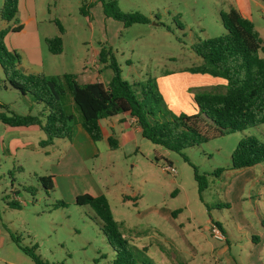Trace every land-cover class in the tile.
<instances>
[{
	"label": "rangeland",
	"instance_id": "374dc122",
	"mask_svg": "<svg viewBox=\"0 0 264 264\" xmlns=\"http://www.w3.org/2000/svg\"><path fill=\"white\" fill-rule=\"evenodd\" d=\"M103 1H116L122 12L141 13L151 23L125 28L106 18L98 0H19L17 23L0 16V31L11 29L4 40L7 51L16 52L26 67H37L29 59H38L41 73L58 75L93 69L95 51L111 48L128 83L150 81L157 88L167 119L198 114L194 100L198 93L225 91L224 83L210 81L223 80L190 69L202 64L193 50L199 41L226 34L220 15L235 7V0ZM91 4L90 16L83 15L81 8ZM250 4L257 25L264 24V3L251 0ZM2 7L0 0V11ZM56 20L65 29L60 56L52 55L45 44L47 37L60 35ZM15 27L21 31L14 32ZM107 65L101 64L100 72L105 83L113 76ZM17 94L0 67V104L22 114L41 115ZM157 118L163 120L159 113ZM1 133L2 125L0 264H35L24 247H36L47 264H114L116 249L121 248L109 244L96 213L77 205L68 192L48 195L38 182L49 175L57 159L31 152L16 155L3 147ZM248 136L264 142V125L182 153L143 137L140 149L127 145L112 150L107 142L96 143L101 156L87 160L84 167L105 191L136 264L190 262L193 255L200 264H264V165L231 169L237 144ZM185 157L207 176L209 186L202 196ZM169 166L175 174L167 170ZM219 169L222 172L214 175ZM14 198L20 208L10 205ZM213 229L223 240L214 237ZM225 246L227 254L220 253Z\"/></svg>",
	"mask_w": 264,
	"mask_h": 264
},
{
	"label": "trees",
	"instance_id": "16d2710c",
	"mask_svg": "<svg viewBox=\"0 0 264 264\" xmlns=\"http://www.w3.org/2000/svg\"><path fill=\"white\" fill-rule=\"evenodd\" d=\"M260 1L264 3V0ZM101 3L106 18L121 22L125 28L151 23L141 13L122 12L116 1L101 0ZM89 8L87 5L82 7V14L90 16ZM18 12L19 0H3L0 11L2 20L17 23ZM220 17L226 34L199 41L193 47L202 59V64L191 68L190 72L223 80L226 83L225 91L196 94L194 100L200 110L198 114L173 115L170 119H167L168 115L164 112L162 96L150 81L147 84L136 82L131 85L122 77L111 48L103 46L99 52L100 64L108 63L107 67L113 71L110 83L107 86L99 82L82 85L73 73H26L20 67V56L6 49L4 40L11 29L0 31V67L7 83L28 97L33 104H43L48 110L46 115H23L8 106H1L0 122L10 127L38 126L46 136L40 142V147L45 148L58 139L71 141L78 125L83 127L94 142H100L104 137L101 122L128 114L137 120L144 139L176 153L264 125V42L253 21L243 17L236 9L231 8ZM55 23L60 35L46 38L45 44L51 54L61 55L64 51L62 35L65 29L59 20ZM13 31L19 32L21 27H15ZM136 88L141 97H138ZM158 113L163 120L157 118ZM109 145L115 150L116 140L110 138ZM184 159L190 163L188 158ZM190 165L194 169L202 196L209 186L207 176L200 175L198 169ZM258 165H264V142L254 136L243 138L231 157V169L242 170ZM221 172L220 169L216 170L214 175ZM40 183L48 195L54 189L52 176L40 178ZM76 204L89 206L100 219L102 232L109 244L114 248V244H119L121 249L115 248L118 256L114 264H136L134 256L125 246L126 241L122 239L109 200L105 196L85 194L76 198ZM10 205L20 208L16 201ZM22 251L35 264H47L37 254L36 247H24ZM124 255H128V259Z\"/></svg>",
	"mask_w": 264,
	"mask_h": 264
},
{
	"label": "crops",
	"instance_id": "0c3cea01",
	"mask_svg": "<svg viewBox=\"0 0 264 264\" xmlns=\"http://www.w3.org/2000/svg\"><path fill=\"white\" fill-rule=\"evenodd\" d=\"M98 2L101 3V0H98ZM250 2L251 0H235V3L232 4H236V5L235 7L232 8L236 9L243 17L253 21L256 30L258 31L260 37L264 42V24H261L259 26L257 25L252 13ZM57 5L58 4L56 3V7ZM91 6L92 4L90 5V7ZM89 12H90V8H89ZM63 35H65V33ZM64 49H65V43H64ZM99 52L100 50L95 51L93 69L89 70L87 68H84L83 71L81 72L73 73L78 76V82L80 84L85 85V84L99 82L107 86L110 83V81L108 83H105L103 79H101L100 72L102 68L99 62ZM29 64L36 65L37 67H33V68L26 67L24 65V62H21L20 67L26 73H32V74L41 73L37 69L40 67L38 59L36 60L29 59ZM210 81L217 82L220 84L224 83V85H226L224 81H220V80L218 81L210 80ZM17 93H18L17 95H19L18 96L19 99L22 100L27 107L31 109L35 108L36 110L41 112V115L47 114L48 110L43 104H39V105L33 104L28 97L23 96L20 92ZM1 106H8V105L0 104V111H2ZM8 107L11 109L10 106ZM11 110L19 113L14 109ZM0 125H2V132H3L1 133L2 135L1 142L3 144V147L9 148V151L10 149H13L16 155L31 152L37 155L44 154L45 157L47 158L54 157L57 159L56 166L51 167L48 173L49 175L45 176V177L48 176L53 177L54 189L52 191L61 190V192H68L70 199L74 200L73 202L75 203H76V198L78 196L85 194L91 195L93 197H100V196L106 197V194L103 193L105 191L101 189L98 181L94 178L92 173L86 167H84V163L87 160L99 158L101 156V152L96 142H94L90 138V136L87 134V132L83 129L81 125H78L76 127L75 135L71 141L65 139H58L55 140L51 146L45 148L40 147V142L45 140L46 136L38 126L10 127L1 122ZM101 127L104 136L102 142L104 143L107 142L109 145V139L113 138L117 142L116 149L123 148L127 145H133V147L140 149V145L142 144L141 128L137 120L131 117L130 115L124 114V115H118L115 117L104 119L101 122ZM38 182H40V179ZM14 201L17 202L16 198H14ZM227 250L228 248L227 246H225L219 252L222 254H227ZM195 258L196 256L193 255L192 260L190 262H185V263L200 264L195 260ZM218 262L220 264V261Z\"/></svg>",
	"mask_w": 264,
	"mask_h": 264
},
{
	"label": "built area",
	"instance_id": "2783aa9c",
	"mask_svg": "<svg viewBox=\"0 0 264 264\" xmlns=\"http://www.w3.org/2000/svg\"><path fill=\"white\" fill-rule=\"evenodd\" d=\"M167 170H169L170 172L172 173H176V170L172 167L169 166V168H167ZM213 234H214V237L218 240H223V236L222 234L217 230V229H213Z\"/></svg>",
	"mask_w": 264,
	"mask_h": 264
}]
</instances>
